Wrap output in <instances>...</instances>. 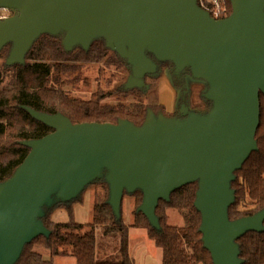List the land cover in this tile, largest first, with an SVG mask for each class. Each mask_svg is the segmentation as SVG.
Masks as SVG:
<instances>
[{"label": "water", "instance_id": "obj_1", "mask_svg": "<svg viewBox=\"0 0 264 264\" xmlns=\"http://www.w3.org/2000/svg\"><path fill=\"white\" fill-rule=\"evenodd\" d=\"M197 0H0V9H19L21 18L0 23V48L12 43L8 63H21L42 34L67 30L64 47H89L96 37L132 65L127 85L140 87L154 64L145 55L191 64L194 76L211 84L212 111L177 122L152 111L140 126L72 124L61 114L27 110L53 132L23 142L30 151L13 175L0 183V264H14L23 245L47 235L36 220L40 207L58 188L75 197L108 169L109 203L118 215L124 189L143 192L139 207L154 227L159 199L198 182L194 201L202 240L213 264H241L236 240L263 231L264 210L235 221L230 181L257 149L259 99L264 96V0H231L228 17L214 19Z\"/></svg>", "mask_w": 264, "mask_h": 264}, {"label": "trees", "instance_id": "obj_2", "mask_svg": "<svg viewBox=\"0 0 264 264\" xmlns=\"http://www.w3.org/2000/svg\"><path fill=\"white\" fill-rule=\"evenodd\" d=\"M224 1L228 17L231 14V4L230 0ZM196 3L201 6L199 0ZM64 36L63 31L57 34L42 33L26 52L23 63L7 65L0 62V183L9 179L27 157L30 149L23 142L41 139L53 132L51 127L33 118L27 108L47 115L61 114L72 124H117L120 120H127L140 126L148 111H152L154 115L167 114L164 106L145 102V92L141 87L126 88L123 85L112 91L103 90L100 83L103 69L127 73L128 67L127 59L109 48L103 37L94 38L87 49L75 44L70 50H66ZM10 44L0 48L2 57H8ZM156 63L158 67H170L171 83L181 92L179 105H185L182 98L186 91L185 78L191 75L190 69L176 72L172 62ZM94 66L98 69L96 88L88 97L83 98L77 92L82 87L91 88L92 82L87 73L94 71ZM111 97L130 101L105 108L104 104ZM255 142L257 149L240 169L233 172L234 178L230 181L234 200L227 209V215L231 221L251 217L264 210L262 94L259 99V125ZM108 172L107 169H102L100 175L86 185L93 188L91 222L79 223L74 219L71 206L80 203V194L67 201L54 198L52 205L42 206L43 215L36 218L48 234H40L25 243L14 264H55L56 257L72 258L75 264H135L130 255L131 227L143 229L154 245L161 249V264H213L202 240L201 215L194 206L197 181L174 190L168 200H158L154 213L159 227H154L137 210L143 199V192L139 188L130 194L135 206L133 223L126 224L121 205L119 215L114 213L109 203ZM56 209H66L68 221H53L51 217ZM168 210L178 212L183 220L182 226L168 223ZM97 230H101L104 237L117 240L113 247L118 252L116 260H97ZM236 244L241 264H264V230L249 231L239 237ZM35 247L44 249L48 259Z\"/></svg>", "mask_w": 264, "mask_h": 264}, {"label": "rangeland", "instance_id": "obj_3", "mask_svg": "<svg viewBox=\"0 0 264 264\" xmlns=\"http://www.w3.org/2000/svg\"><path fill=\"white\" fill-rule=\"evenodd\" d=\"M215 1L219 4L220 16L222 14V17H226L228 11L227 8L225 9L224 0H199L200 5L202 6L200 7L211 15ZM230 4H231V0H230ZM4 10H7L9 13H11V15L6 20H0V23L21 18L20 10L15 11V9H0V12H3ZM225 10L226 12L223 13ZM230 12H232V7ZM61 31L65 32L66 35L67 33L66 29L60 28L59 32ZM12 46L13 45L11 43L7 53L8 57L12 50ZM145 55L147 56V58L151 60V62H153L154 70L144 74L141 80L140 87L144 89L146 103L151 105L158 104L165 107V112L167 114L166 116L165 115H161V116H163L166 119H172L177 122H181L187 120L190 116H195L199 118L205 117L212 111L214 102L212 99H210L207 96L211 84L203 76H194L191 64H186L182 67H178L173 60L171 59L161 60L157 58L154 53L148 50H145ZM8 57L7 58L2 57V53H1L0 62H4L7 65H12L8 63ZM155 60L158 62L169 63V64L170 62H172L176 72H181L186 68L190 69L191 75H189L190 76L189 80H191V82L188 85L187 84L185 85L186 91L184 97L182 98L185 105L184 104L179 105L181 92L178 91L171 83V80L169 78L170 67L168 65H162L161 67H158ZM21 63H23V61ZM93 68L94 71L87 73V75L90 77L92 82L91 88L87 89L82 87L77 92V94H79L83 98L88 97L89 93L92 90H95L96 88L95 77L98 73V69L96 66H94ZM102 75L103 76H102V80H100V83L104 91L105 90L112 91L119 87H122L123 85H125L127 88V85L129 84V81L132 77V65L128 63L127 73L119 72V71L115 72L110 69H103ZM186 79L187 77L185 78V83H186ZM148 97H150L149 98L150 101L148 100ZM129 101L130 99L124 100L120 98L119 100H117L116 98L111 97L104 104V107L112 108L122 102L127 103ZM158 116L160 115H155L156 118ZM102 169H107V168L101 167V169L99 170L96 176L100 175ZM86 185L77 194V195L80 194L79 195V197L81 198L80 203H76L71 206L72 207L71 210L73 211L74 214V219L79 223H89L91 222L92 219L93 188L86 187ZM59 190L60 189L58 188L56 191L51 193L49 195L50 201L45 202L42 206L52 205L54 198H59L64 201L74 198L72 197L70 199H64L59 194ZM133 191H128L126 189L123 190L118 207L120 209V205L122 206L121 210L123 212V216L126 224L133 223L132 214H133V210H135V206H134L133 197L130 196V194H132ZM109 199H110V187H109ZM141 204L137 207V210H139ZM41 208L42 207H40V211L41 213H43ZM166 213L168 214L169 224L178 225V226L183 225V220L181 216L178 214V212L173 210H168ZM118 215H119V210H118ZM51 218L53 221H59V222H66L69 219L66 209L54 210ZM129 240H130V255L132 261L135 264H161V258H162L161 249L154 245V243L147 237L143 229L131 227L129 232ZM116 242L117 240L115 241L113 239L106 238L102 235L101 230H97V245H96L97 260L100 261L116 260L118 258V252L116 249L113 248L114 246H116ZM35 249L42 252L44 254V258L48 259V255L46 254V251L44 249H41L39 247H35ZM54 263L75 264L74 260L69 257H56L54 258Z\"/></svg>", "mask_w": 264, "mask_h": 264}, {"label": "built area", "instance_id": "obj_4", "mask_svg": "<svg viewBox=\"0 0 264 264\" xmlns=\"http://www.w3.org/2000/svg\"><path fill=\"white\" fill-rule=\"evenodd\" d=\"M225 9H226V6H225ZM18 10L19 9L15 8V11H18ZM209 11H210V9H209ZM225 12H226V10L223 13H225ZM210 17H212L214 19H220L222 17V14L220 16L219 4L216 1L214 2V8H213V11L211 12Z\"/></svg>", "mask_w": 264, "mask_h": 264}, {"label": "clouds", "instance_id": "obj_5", "mask_svg": "<svg viewBox=\"0 0 264 264\" xmlns=\"http://www.w3.org/2000/svg\"><path fill=\"white\" fill-rule=\"evenodd\" d=\"M11 13H9L7 10H4L3 12H0V20H6Z\"/></svg>", "mask_w": 264, "mask_h": 264}, {"label": "crops", "instance_id": "obj_6", "mask_svg": "<svg viewBox=\"0 0 264 264\" xmlns=\"http://www.w3.org/2000/svg\"><path fill=\"white\" fill-rule=\"evenodd\" d=\"M189 79H190V76H188L187 79H186V84H187V85L191 82V80H189ZM149 98H150V97H148V100H149ZM149 101H150V100H149Z\"/></svg>", "mask_w": 264, "mask_h": 264}, {"label": "flooded vegetation", "instance_id": "obj_7", "mask_svg": "<svg viewBox=\"0 0 264 264\" xmlns=\"http://www.w3.org/2000/svg\"><path fill=\"white\" fill-rule=\"evenodd\" d=\"M222 18H224V17H222ZM222 18H220V19H222Z\"/></svg>", "mask_w": 264, "mask_h": 264}]
</instances>
